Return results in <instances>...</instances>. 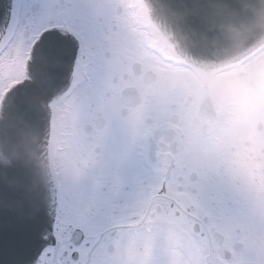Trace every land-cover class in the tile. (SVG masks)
<instances>
[{"label":"snow or ice","instance_id":"1","mask_svg":"<svg viewBox=\"0 0 264 264\" xmlns=\"http://www.w3.org/2000/svg\"><path fill=\"white\" fill-rule=\"evenodd\" d=\"M139 2L143 15L128 0L0 3V122L47 125L75 153L51 184L0 200V264H264V161L181 129L187 102L156 55L175 11ZM261 58L256 37L231 63Z\"/></svg>","mask_w":264,"mask_h":264},{"label":"flooded vegetation","instance_id":"2","mask_svg":"<svg viewBox=\"0 0 264 264\" xmlns=\"http://www.w3.org/2000/svg\"><path fill=\"white\" fill-rule=\"evenodd\" d=\"M128 2L132 11L143 15L139 0ZM174 58L178 63L165 62L173 66L172 79L187 102L175 117L181 129L206 151L218 152L227 142L241 159L264 161V58L245 69L231 70L197 66L180 54ZM149 75L146 71L145 76ZM46 160L50 184L71 169L75 160L66 139L50 128Z\"/></svg>","mask_w":264,"mask_h":264},{"label":"water","instance_id":"3","mask_svg":"<svg viewBox=\"0 0 264 264\" xmlns=\"http://www.w3.org/2000/svg\"><path fill=\"white\" fill-rule=\"evenodd\" d=\"M3 3V0H0ZM175 11L174 23L157 19L176 46L202 64L222 62L237 54L250 39L264 34L259 0H165ZM47 125L0 122V200L8 205L30 197L43 183L41 145ZM37 237L28 255L38 248Z\"/></svg>","mask_w":264,"mask_h":264},{"label":"clouds","instance_id":"4","mask_svg":"<svg viewBox=\"0 0 264 264\" xmlns=\"http://www.w3.org/2000/svg\"><path fill=\"white\" fill-rule=\"evenodd\" d=\"M260 3V19L258 23L260 26L264 27V0H259Z\"/></svg>","mask_w":264,"mask_h":264},{"label":"rangeland","instance_id":"5","mask_svg":"<svg viewBox=\"0 0 264 264\" xmlns=\"http://www.w3.org/2000/svg\"><path fill=\"white\" fill-rule=\"evenodd\" d=\"M161 40H163L162 38H161ZM160 47H162V43H160V45H159Z\"/></svg>","mask_w":264,"mask_h":264}]
</instances>
